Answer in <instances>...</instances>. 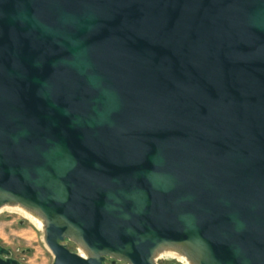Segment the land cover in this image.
Masks as SVG:
<instances>
[{"label":"water","instance_id":"water-1","mask_svg":"<svg viewBox=\"0 0 264 264\" xmlns=\"http://www.w3.org/2000/svg\"><path fill=\"white\" fill-rule=\"evenodd\" d=\"M4 205L52 264H264V0H0Z\"/></svg>","mask_w":264,"mask_h":264},{"label":"rangeland","instance_id":"rangeland-1","mask_svg":"<svg viewBox=\"0 0 264 264\" xmlns=\"http://www.w3.org/2000/svg\"><path fill=\"white\" fill-rule=\"evenodd\" d=\"M7 210L0 214V243L11 248L24 264H52L54 255L45 243L44 229L21 212ZM66 243L71 249L78 250L73 242ZM117 264L127 263L120 261Z\"/></svg>","mask_w":264,"mask_h":264},{"label":"bare ground","instance_id":"bare-ground-1","mask_svg":"<svg viewBox=\"0 0 264 264\" xmlns=\"http://www.w3.org/2000/svg\"><path fill=\"white\" fill-rule=\"evenodd\" d=\"M7 209L8 210H17V211L21 212L22 215L24 214L25 216L29 217L39 227L44 229V220L38 214H36L35 212L30 211V210H28L27 208H25V207H23L21 205H4V206L0 207V214L3 211L7 210ZM163 255L177 257L180 260L185 261L186 264H191V262L189 260H187V258L184 255H182L180 252H178L176 250H164V251L158 253L157 258H159V257H161Z\"/></svg>","mask_w":264,"mask_h":264},{"label":"flooded vegetation","instance_id":"flooded-vegetation-1","mask_svg":"<svg viewBox=\"0 0 264 264\" xmlns=\"http://www.w3.org/2000/svg\"><path fill=\"white\" fill-rule=\"evenodd\" d=\"M2 244V243H1ZM7 249H9L10 251V254L7 255V254H3L1 255V257L3 259H6V258H14V259H17L21 262V264H24V262L19 259L16 255H14L13 251L11 250V248H9L8 246L4 245ZM121 260H114L113 258L111 257H107L106 260H105V263L106 264H117L119 263ZM121 262H124V263H127L126 261H121ZM128 264V263H127ZM157 264H186L185 261H182L180 260L179 258L177 257H173V256H168V255H163L161 257H159L157 259Z\"/></svg>","mask_w":264,"mask_h":264}]
</instances>
